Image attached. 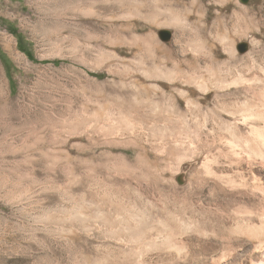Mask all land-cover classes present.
<instances>
[{
    "label": "rangeland",
    "instance_id": "obj_1",
    "mask_svg": "<svg viewBox=\"0 0 264 264\" xmlns=\"http://www.w3.org/2000/svg\"><path fill=\"white\" fill-rule=\"evenodd\" d=\"M263 110L264 0H0V264H264Z\"/></svg>",
    "mask_w": 264,
    "mask_h": 264
},
{
    "label": "bare ground",
    "instance_id": "obj_2",
    "mask_svg": "<svg viewBox=\"0 0 264 264\" xmlns=\"http://www.w3.org/2000/svg\"><path fill=\"white\" fill-rule=\"evenodd\" d=\"M258 114L263 116V130L262 129L257 130L255 128L252 129V132H253L254 138H255V146H250L247 142H245V143L242 142V140H240V138H239V135H237V136L233 137L234 139L230 143V150L232 151L231 154L233 156L232 162H236L235 163L236 165H238V162L240 159L239 157L242 154L246 155L249 162L252 161L253 157H256L257 155H259L263 161V172H264V110H263V112L259 111ZM239 177H240L241 184L243 186H245V187L251 186V187H253L255 189H259L263 192V214L262 215H260V216L255 215L256 217H252V215H250L249 211L240 210V212L243 213L240 216L243 217L244 221H243V223L239 224V227L242 229V231L245 234H247L253 238V243H252V249L253 250L252 251L255 252V250H257L258 248L263 247V249H264V180H263V184L262 183L259 184L258 182L256 183L254 179L251 181V179L245 177L244 174H240ZM247 235L245 237H247ZM239 256H240V254H239Z\"/></svg>",
    "mask_w": 264,
    "mask_h": 264
},
{
    "label": "trees",
    "instance_id": "obj_3",
    "mask_svg": "<svg viewBox=\"0 0 264 264\" xmlns=\"http://www.w3.org/2000/svg\"><path fill=\"white\" fill-rule=\"evenodd\" d=\"M9 29L11 30L12 28L9 27ZM11 32L17 36V39H18V48H19L21 51L25 52L26 55H27L31 60L38 61V60H36V59L33 57L32 53L27 49V47L25 46V43H24V41L22 40L21 36H20L19 34H17L15 30H11ZM38 62H41V63L51 62V63H53V64H60L62 61H60V60H51V61L43 60V61H38ZM94 75H96V76H100L99 74H94Z\"/></svg>",
    "mask_w": 264,
    "mask_h": 264
}]
</instances>
